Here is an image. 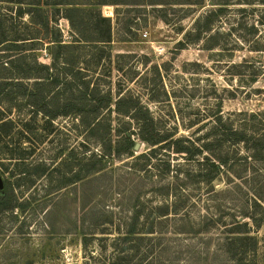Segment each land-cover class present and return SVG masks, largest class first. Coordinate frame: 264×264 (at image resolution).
Returning <instances> with one entry per match:
<instances>
[{
    "label": "rangeland",
    "instance_id": "1",
    "mask_svg": "<svg viewBox=\"0 0 264 264\" xmlns=\"http://www.w3.org/2000/svg\"><path fill=\"white\" fill-rule=\"evenodd\" d=\"M78 2L104 4L96 8L111 19L110 45L66 51L67 65L49 71V83L58 76L54 87L34 86L30 103L24 89L12 103L0 97V111L20 105L0 113L12 122L0 141V178L23 204L0 213V264H264V161L228 138L213 153L227 155L230 166L212 183L199 182L197 173L187 177L196 162L135 136L126 102L122 115L99 103L107 95L139 97L157 132H177L173 139H202L215 126L210 115L218 101L224 121L246 124L264 112V0ZM218 9L213 51L203 42L178 50L195 19ZM59 26L71 41L68 22ZM48 53L28 55L44 64ZM193 120L199 123L192 129L183 127ZM257 127L248 120V129ZM117 132L133 133L132 154L146 156L114 158ZM107 150L111 156L97 161ZM255 197L263 200L259 207ZM230 232L248 240L230 245Z\"/></svg>",
    "mask_w": 264,
    "mask_h": 264
},
{
    "label": "trees",
    "instance_id": "2",
    "mask_svg": "<svg viewBox=\"0 0 264 264\" xmlns=\"http://www.w3.org/2000/svg\"><path fill=\"white\" fill-rule=\"evenodd\" d=\"M114 4L120 5L122 3L117 4L116 2ZM87 5L93 8L82 7ZM97 5L78 2V0H0L1 99L11 102L15 100V94L19 93L20 89H24V94L22 95H25L27 91V101L30 103L29 98L38 96L35 94V90L38 88L34 89V86H43V88H39V92H49V89L54 87V81L58 79V76L53 82L49 83V78H51L49 71L55 66L67 65L64 62V60L66 61V51L73 48L79 49L85 45L92 46L91 48H105V46H109L111 42V19L104 17L101 11L96 8ZM221 11V9L217 11L209 10L196 18L191 29L185 31L183 39L178 42V50L203 42V50L213 51L214 47L217 46V42H215L217 33L214 31L213 22ZM61 19L68 22L72 39L69 42L63 40L64 35L59 26ZM44 49L49 52V63H38L35 56L29 58V53ZM229 57H232V54ZM23 79L34 80L33 87H30L29 84H22L21 80ZM252 81L254 82V80ZM152 95L149 100H154V96ZM166 97L170 98L167 94ZM99 103L105 104L108 110L114 104L116 111L120 115H122L120 113L122 104L128 105L126 107L127 117L136 126V129H134L135 136L151 147L159 144V147L166 145L170 147L173 153L185 155L184 157L187 161L196 162L197 171L189 173L190 175L188 174L187 177L189 178L193 176L192 174L197 173L196 178L199 182L212 183L218 179L223 169L230 166L229 161L231 159L227 155H216L213 153L224 142H228V138L232 140L230 141L232 145L241 144L242 148L247 151V154H251L249 158L252 160L264 161V133L260 134V131L264 130V112L250 114L248 116L249 119L245 120L247 123L248 120L254 121L256 119L258 121L259 127L255 131L252 130L253 128L248 129L247 123L239 125L238 128H233L231 124L223 120L222 103L218 101L214 112L210 115V117H214L213 122L215 126L204 134L202 139L193 138V136L173 139L177 132L170 136L167 134L160 135L157 132L149 109L142 103L139 97H134L131 94L126 96L122 94L118 96L117 100L113 101V98L107 95L100 97ZM17 107H20L17 102H14V104L9 103L6 109L0 111V113L1 115H5L8 111ZM49 107L50 102H45L41 106V112L47 115ZM55 115L52 114L51 119ZM7 118L0 117V141L8 137H3L2 133H6L12 124L11 120ZM198 123L193 120L189 125H183V127L192 129ZM200 128L195 130L193 135L200 131ZM134 134L122 136V134H118L117 132V137L119 136L120 138L117 139L116 148L113 150L112 155L114 158L119 159L126 156L137 160L146 156L148 152L137 156L132 154L134 146L132 135ZM204 139H206V142H203L200 146L195 145L197 141L199 142ZM120 143H123V145L120 146ZM205 152L209 155L203 156L201 162H197L195 157L203 155ZM106 156H111L109 150L104 151L97 161H103ZM0 193L2 194L0 198V213L13 211L15 208H23V204L17 202V198L9 182L3 183V189L0 190ZM260 200L261 198L255 197L253 206L259 207L261 204ZM166 209V213H161V217H166L169 214L168 207ZM174 211L172 210L171 212ZM230 233L234 235L229 238L230 245L248 240L247 236H244L243 233ZM245 253L246 251L243 252V254Z\"/></svg>",
    "mask_w": 264,
    "mask_h": 264
},
{
    "label": "water",
    "instance_id": "3",
    "mask_svg": "<svg viewBox=\"0 0 264 264\" xmlns=\"http://www.w3.org/2000/svg\"><path fill=\"white\" fill-rule=\"evenodd\" d=\"M2 189H3V183H2V180L0 178V190H2Z\"/></svg>",
    "mask_w": 264,
    "mask_h": 264
},
{
    "label": "built area",
    "instance_id": "4",
    "mask_svg": "<svg viewBox=\"0 0 264 264\" xmlns=\"http://www.w3.org/2000/svg\"><path fill=\"white\" fill-rule=\"evenodd\" d=\"M143 37H147V33L145 32V33H143Z\"/></svg>",
    "mask_w": 264,
    "mask_h": 264
}]
</instances>
